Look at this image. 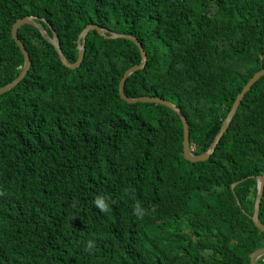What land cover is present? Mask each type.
<instances>
[{
  "label": "trees",
  "instance_id": "1",
  "mask_svg": "<svg viewBox=\"0 0 264 264\" xmlns=\"http://www.w3.org/2000/svg\"><path fill=\"white\" fill-rule=\"evenodd\" d=\"M26 16L55 34L70 65L87 25L108 33L90 31L80 66L69 69L38 28L18 30L30 67L0 94V264H250L264 247L251 221L264 172V76L213 154L190 163L172 110L119 98L141 57L133 42L105 36L141 44L146 64L124 95L176 105L200 155L264 69V0H0V88L23 68L11 28ZM97 194L108 212L93 207ZM136 201L148 210L142 219Z\"/></svg>",
  "mask_w": 264,
  "mask_h": 264
},
{
  "label": "water",
  "instance_id": "2",
  "mask_svg": "<svg viewBox=\"0 0 264 264\" xmlns=\"http://www.w3.org/2000/svg\"><path fill=\"white\" fill-rule=\"evenodd\" d=\"M37 19L38 18L34 17V16H26V17L20 18L13 24V26L11 28V38L18 45V47H19V49H20V51L24 57V65H23V68H22L20 74L18 75V77L14 81H12L11 83L7 84L6 86H3L0 88V94H3L5 92L9 91L11 88L15 87L25 77V75L27 74L29 67H30L29 55H28L27 51L25 50L23 43L18 39L17 33H18V30L20 27H22L24 25H29V26L32 25V26L38 28L39 31L44 36V38L47 39L55 48V50L58 54V58L62 62V64L69 69H76L77 67L80 66V63L82 62V57H83V48H84V44H85V38H86V35L90 31L94 30L101 36H103L104 33H108L106 30L100 29L96 25H87L82 30L79 37L77 38V46H78L77 47L78 48L77 62L74 65H70L66 61V59H65V57H64V55L60 49V45H59L58 39L55 36V34L52 35L51 39L48 38L44 34L43 27L36 23ZM109 34H110L109 36H105V37L110 38V39H125V40H129V41L133 42L136 45V47L138 48V51H139L140 57H141V61H140L139 65H134L124 72V74H123V76L119 82V85H118L119 98L121 100H123L124 102H126L127 104H134V103H138V102L154 103V104L162 105V106L167 107L170 110H172L176 114V116L181 120V124H182V128H183V142H182L183 157L186 161H188L190 163L206 161L211 156V154H213L217 144L219 143L220 139L222 138V136L226 132L227 128L229 127L230 122H231L232 118L234 117L236 110H237L240 102L244 98L245 94L250 90L252 85L259 78L264 76V69H262V70L256 72L249 79V81L245 84V86L243 87L241 92L237 95L236 99L234 100L230 111L228 112L226 118L223 120V122H222V124H221V126L217 132V135L214 138L210 147L207 149V151L205 153L200 154V155H194L191 152L190 145H189L188 123H187L185 117L182 115L180 109L176 105H174L172 102L162 100L158 97L140 96V97H136V98H129V97L124 95L123 89H124V84H125L127 78L131 74H133L134 72L141 70L145 67L146 55H145V52H144L141 44L135 38L128 36V35H119V34H113V33H109ZM253 178L254 177H252V179ZM256 181H257L256 196H255L254 210H253V214L251 216V221L259 231L264 232V224H262L259 220V208H260V202H261V198L263 195V189H264V172H263V174H261L260 176H258L256 178ZM239 183H241V181H237L231 185L230 188H231V191L233 193H234V187L236 185H238ZM263 256H264V247L253 251L250 254V264H256V262Z\"/></svg>",
  "mask_w": 264,
  "mask_h": 264
},
{
  "label": "clouds",
  "instance_id": "3",
  "mask_svg": "<svg viewBox=\"0 0 264 264\" xmlns=\"http://www.w3.org/2000/svg\"><path fill=\"white\" fill-rule=\"evenodd\" d=\"M125 85V84H124ZM92 205L95 209L99 211V213H106L109 210V200L107 196L97 194L94 196L92 200ZM154 211V209H153ZM132 214L137 219H142L146 215H148V210L141 205L139 201H136L132 207ZM95 247V240L92 238H89L85 244L84 249L85 251H91Z\"/></svg>",
  "mask_w": 264,
  "mask_h": 264
}]
</instances>
